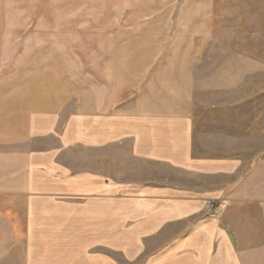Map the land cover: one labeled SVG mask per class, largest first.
<instances>
[{"label": "crops", "instance_id": "crops-1", "mask_svg": "<svg viewBox=\"0 0 264 264\" xmlns=\"http://www.w3.org/2000/svg\"><path fill=\"white\" fill-rule=\"evenodd\" d=\"M132 1L115 0V14L97 22L181 32L170 49H116L139 57L130 86L115 82L80 115L58 107L50 120L39 82L0 92V197L9 207L8 195L20 197L22 264H264V158L193 151L189 57L211 23L212 0ZM52 127L59 142L44 149Z\"/></svg>", "mask_w": 264, "mask_h": 264}, {"label": "rangeland", "instance_id": "rangeland-1", "mask_svg": "<svg viewBox=\"0 0 264 264\" xmlns=\"http://www.w3.org/2000/svg\"><path fill=\"white\" fill-rule=\"evenodd\" d=\"M86 3L95 8L86 10L81 6ZM114 4L115 0H0V92L34 80L43 89L44 119L50 120L58 107L80 115L98 104L105 89L110 93L115 82L120 88L134 82L130 64L139 57L117 56L116 49L176 47L179 25L98 23L115 14ZM211 15L206 30L193 40L197 53L189 57L193 151L252 162L264 158V0H212ZM87 19L91 22H83ZM129 92L125 88L119 95L126 99ZM57 139L52 127L43 134L44 149L56 147ZM123 148L122 161H130L128 143ZM74 153L81 159L87 154L76 149ZM8 196L10 207L7 195L0 197V264H22L20 197Z\"/></svg>", "mask_w": 264, "mask_h": 264}, {"label": "built area", "instance_id": "built-area-1", "mask_svg": "<svg viewBox=\"0 0 264 264\" xmlns=\"http://www.w3.org/2000/svg\"><path fill=\"white\" fill-rule=\"evenodd\" d=\"M215 206H216V202H209V206H208V210H210L209 214L211 215L216 214Z\"/></svg>", "mask_w": 264, "mask_h": 264}]
</instances>
